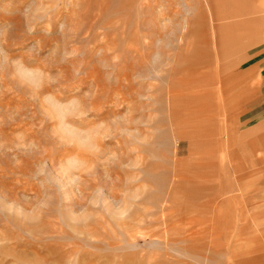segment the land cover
<instances>
[{
	"label": "rangeland",
	"instance_id": "374dc122",
	"mask_svg": "<svg viewBox=\"0 0 264 264\" xmlns=\"http://www.w3.org/2000/svg\"><path fill=\"white\" fill-rule=\"evenodd\" d=\"M263 9L0 0V264H264Z\"/></svg>",
	"mask_w": 264,
	"mask_h": 264
},
{
	"label": "crops",
	"instance_id": "0c3cea01",
	"mask_svg": "<svg viewBox=\"0 0 264 264\" xmlns=\"http://www.w3.org/2000/svg\"><path fill=\"white\" fill-rule=\"evenodd\" d=\"M260 2L258 1V4ZM259 9V6L258 8ZM259 12V10H258ZM262 13H264V9L261 10ZM257 22L259 23V18H257ZM263 23V22H262ZM227 27V26H225ZM228 28V27H227ZM264 29V25L262 26V30ZM254 56H256V58L254 59L256 64H255V78H256V84H257V89H255V92L258 91V93H262L264 94V48H261L259 51L252 53L250 55H248V58H254ZM248 60V59H247ZM261 78V79H260ZM263 106V104H262ZM253 108L251 110H246V107L239 111L240 112V117L235 121L230 122L229 124L233 125H237V129H240V135L241 137L246 139L248 138V135L250 133V131L252 132V129H242V126L244 124H247L249 122H252L255 118V123L251 126V128H254L257 134V140L259 141L262 136H264L261 132L264 130V114L261 115V113H264V109L263 107H256L255 104L254 106H252Z\"/></svg>",
	"mask_w": 264,
	"mask_h": 264
},
{
	"label": "bare ground",
	"instance_id": "6f19581e",
	"mask_svg": "<svg viewBox=\"0 0 264 264\" xmlns=\"http://www.w3.org/2000/svg\"><path fill=\"white\" fill-rule=\"evenodd\" d=\"M209 67H210V66H209ZM198 69H199V68H198ZM212 113H213V111H212ZM209 116H210V115H209ZM213 116H214V115H213ZM210 117H211V116H210ZM211 118H212V117H211ZM224 119L226 120V118H224ZM224 119H223V121H224ZM221 120H222V119H221ZM223 121H222V122H223ZM221 124H222V123H221ZM223 124H224V123H223ZM223 124H222V125H223ZM219 125H220V124H219Z\"/></svg>",
	"mask_w": 264,
	"mask_h": 264
}]
</instances>
